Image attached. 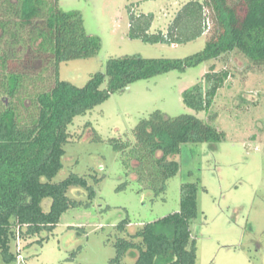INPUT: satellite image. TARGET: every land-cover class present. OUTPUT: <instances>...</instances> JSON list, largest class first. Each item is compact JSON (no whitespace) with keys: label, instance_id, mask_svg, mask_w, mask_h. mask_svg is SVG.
Masks as SVG:
<instances>
[{"label":"rangeland","instance_id":"374dc122","mask_svg":"<svg viewBox=\"0 0 264 264\" xmlns=\"http://www.w3.org/2000/svg\"><path fill=\"white\" fill-rule=\"evenodd\" d=\"M187 1L59 0L64 10H81L87 32L102 40L97 55L62 62L61 79L84 86L92 75L106 71L111 57L140 54L183 58L203 50L213 35L212 23L202 36L182 44L151 43L129 35V8L136 14L154 15L150 32H166ZM11 2L20 5L19 0ZM47 12L44 7V17ZM44 17L35 21V27L22 30L25 41L17 48L19 58L34 55V38ZM213 65L217 71L229 70L230 76L212 107L196 112L184 102L183 92ZM31 70L49 86L53 64L37 57ZM27 86L31 90L33 81ZM21 102L16 103L27 115L30 100L23 96ZM156 109L171 116L194 113L226 132L221 141L182 144L181 151L172 156L180 169L159 196L143 188L135 172L127 173L125 153L109 140H134L133 128L140 118ZM70 132L64 166L54 181L77 173L88 178L96 195L90 200L86 188L70 187L68 195L86 204L68 209L52 233L14 242L12 249L18 260L7 263L0 254V264H134L137 252L127 253L120 262L114 260L117 240L144 223L179 211L182 186L189 181L198 182L199 215L191 221L197 264H264V66H254L243 54L231 52L183 72L171 70L135 81L86 114L76 116ZM50 204L51 198H45L44 209ZM123 221L125 230L119 226ZM47 234L49 238L40 242L39 238Z\"/></svg>","mask_w":264,"mask_h":264},{"label":"trees","instance_id":"16d2710c","mask_svg":"<svg viewBox=\"0 0 264 264\" xmlns=\"http://www.w3.org/2000/svg\"><path fill=\"white\" fill-rule=\"evenodd\" d=\"M19 3L2 0L0 4V254L7 263L18 260L12 249L14 242L52 233L68 209L86 204L68 195L70 187L86 188L90 200L96 195L86 176L71 173L54 181L64 166L70 125L76 116L86 114L135 81L171 70L183 72L231 52L243 54L254 66H264V0H188L166 32H150L154 15L136 14L129 8V35L151 43L182 44L202 36L212 23L213 35L203 50L183 58L140 54L111 57L105 72L95 73L87 84L78 86L61 79L60 64L95 56L102 48L101 38L87 32L82 11L64 10L59 0ZM44 7L48 11L45 17ZM41 17L34 55L19 58L17 48L25 41L22 30L35 27ZM37 57L53 64L49 86L32 74ZM229 76V70L217 71L213 65L202 79L184 90V102L196 112L209 110ZM30 80L31 90L27 86ZM23 96L30 100L27 115L18 104ZM210 122L194 113L171 116L156 109L140 118L133 128L134 140H109L125 153L127 173L135 172L139 184L159 196L180 169L172 156L181 151L182 144L226 138V132ZM45 198H51L48 210L43 207ZM198 215V182L189 181L182 186L180 210L120 237L114 260L120 262L127 253L137 252L134 264H197L191 221ZM124 222L119 224L122 230ZM48 238L47 234L39 241Z\"/></svg>","mask_w":264,"mask_h":264}]
</instances>
